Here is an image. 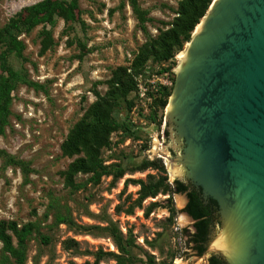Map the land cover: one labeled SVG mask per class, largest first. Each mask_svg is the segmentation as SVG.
Wrapping results in <instances>:
<instances>
[{
  "label": "rangeland",
  "instance_id": "obj_1",
  "mask_svg": "<svg viewBox=\"0 0 264 264\" xmlns=\"http://www.w3.org/2000/svg\"><path fill=\"white\" fill-rule=\"evenodd\" d=\"M44 1L0 0V28L16 13ZM181 1L136 0L146 18L140 22L128 0H76L68 20L52 9V23L19 34L22 56L11 53L8 62L35 86L17 84L9 123L0 135L5 152L0 154V220L34 224L26 264H114L112 256L95 261L99 250L118 253L107 229L110 223L132 240L127 264H200L186 253L173 193L140 199V185L131 181L166 176L172 184L161 148L167 104L161 107L158 100L164 87L172 94L187 42L172 62L150 59L137 72L132 66L141 48L172 26ZM44 30L50 36L46 45ZM120 67L134 87L112 116L128 129L111 132L100 157L122 176L103 175L94 184L89 175L78 173L80 187L71 189L62 173L83 152L63 155L61 144L90 106L107 96ZM143 160L159 162L138 169ZM65 214L77 226L56 222L57 215Z\"/></svg>",
  "mask_w": 264,
  "mask_h": 264
},
{
  "label": "water",
  "instance_id": "obj_2",
  "mask_svg": "<svg viewBox=\"0 0 264 264\" xmlns=\"http://www.w3.org/2000/svg\"><path fill=\"white\" fill-rule=\"evenodd\" d=\"M199 24V26H197ZM175 69L162 151L170 181L212 198L218 223L205 252L188 244L194 219L173 193L187 255L209 264H264V0H212Z\"/></svg>",
  "mask_w": 264,
  "mask_h": 264
},
{
  "label": "trees",
  "instance_id": "obj_3",
  "mask_svg": "<svg viewBox=\"0 0 264 264\" xmlns=\"http://www.w3.org/2000/svg\"><path fill=\"white\" fill-rule=\"evenodd\" d=\"M128 1L139 21L144 22L146 20L144 12L138 7L136 0ZM211 2L212 0H182L177 11L178 16L173 21L172 26L141 48L134 60L133 71H139V68L150 59L157 63L172 62L175 55L189 41L194 27L199 23ZM76 8V0H45L39 6H31L16 13L0 28V46L4 47L0 51V135L3 134L5 126L9 123L12 91L19 83L35 86L26 78L24 73L12 68L8 62V55L11 53L18 57L22 56L24 44L18 39L19 34L29 32L40 23H52V9L57 10L60 16L68 20L69 15ZM43 34V44L46 45L50 41L49 32L44 30ZM109 83L110 88L107 96L90 106L86 116L72 127L61 144L63 155L73 156L83 152V156L75 158L62 173L65 185L71 189L80 187L75 182V176L78 173L89 175L88 181L94 184L99 183L103 175L114 173V179L122 176L120 169L112 172L107 165L103 164L100 149L107 145L111 132L119 128L128 129L124 123L116 121L112 116V111L120 99L126 100V95L134 87V82L126 69L120 67L114 72ZM170 94L171 91L167 88L162 89L161 97L158 100L161 107L167 104ZM128 108H130V104ZM4 153L0 150V154ZM157 162L159 160H143L138 169L155 166ZM160 168L164 170L163 166ZM131 181L140 185V199L154 197L158 193H167L168 191L186 194L187 203L183 211L195 221L192 225V232H188L187 229H183V231L188 235V244L198 255L205 252L212 228L215 223H218V207L214 199L209 197L205 200L200 190L179 179H174L172 184H169L166 176L148 181ZM55 220L58 223L77 226L68 214L57 215ZM33 229L34 224L32 222L19 224L14 220H0V264H26V246ZM107 229L118 253L99 250L95 254V261L104 256H112L115 260L114 264H127L128 247L132 240L124 238L116 226L111 223ZM71 241L75 243L74 240ZM208 263L225 264L218 254H211ZM149 264H153L152 260H149Z\"/></svg>",
  "mask_w": 264,
  "mask_h": 264
},
{
  "label": "bare ground",
  "instance_id": "obj_4",
  "mask_svg": "<svg viewBox=\"0 0 264 264\" xmlns=\"http://www.w3.org/2000/svg\"><path fill=\"white\" fill-rule=\"evenodd\" d=\"M197 26H199V24L197 25ZM197 28V27H196ZM179 57H180V59H179V62H178V64H180L181 63V61H182V59H183V57H184V51L183 52H181L180 54H179ZM167 108H168V105H167ZM166 108V109H167Z\"/></svg>",
  "mask_w": 264,
  "mask_h": 264
},
{
  "label": "flooded vegetation",
  "instance_id": "obj_5",
  "mask_svg": "<svg viewBox=\"0 0 264 264\" xmlns=\"http://www.w3.org/2000/svg\"><path fill=\"white\" fill-rule=\"evenodd\" d=\"M202 195V194H201ZM208 199V198H207ZM207 199H205V200H207Z\"/></svg>",
  "mask_w": 264,
  "mask_h": 264
}]
</instances>
